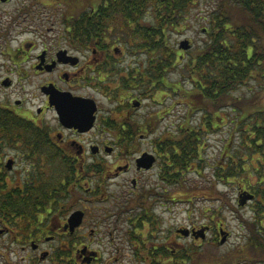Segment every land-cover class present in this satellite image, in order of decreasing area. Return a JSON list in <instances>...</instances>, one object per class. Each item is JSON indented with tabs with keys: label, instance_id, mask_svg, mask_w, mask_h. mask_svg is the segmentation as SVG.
<instances>
[{
	"label": "flooded vegetation",
	"instance_id": "1",
	"mask_svg": "<svg viewBox=\"0 0 264 264\" xmlns=\"http://www.w3.org/2000/svg\"><path fill=\"white\" fill-rule=\"evenodd\" d=\"M31 6H20L15 20L32 21ZM64 20L63 33L45 36L43 45L28 41L6 52L0 50L1 56L10 57V66H1L6 74L0 76V109L7 111L6 118L19 116L27 123L22 127H3L0 112V264H100L104 260L105 264H217L200 259L202 254L191 253L180 239L185 236L183 239L194 240L200 249L203 243L213 245L220 238L221 223H211L206 214L202 218L209 220L203 223L178 225L173 206L158 205L168 190L164 191L160 182L148 179L156 171L158 181L166 183L163 162L170 160L163 159L154 144L153 165L138 163L147 152L138 151V141L146 136L142 126L128 125V119L143 105L140 90L146 83L142 81L146 79V61L136 54L141 53L144 58L149 55L147 50L120 45V38L130 43L124 36L109 37L106 45L97 41L83 45L81 37L72 32L70 16L64 15ZM29 28L30 24L24 29ZM177 52L176 61L180 56ZM124 62L127 67L122 68ZM140 62L144 70L134 68ZM113 69L117 72L110 71ZM125 69L137 75H130ZM129 82L138 94L130 90ZM100 90L108 99L118 97L122 104L118 108L128 115L123 121L113 119L130 133L122 144L120 140L96 141V130L113 132L105 126L111 116L102 115V101L93 93ZM30 95L40 97L36 108L27 106ZM93 102L97 110L88 130L62 120V113L72 116L80 108L92 112ZM10 130L13 134H7ZM132 131L139 138L131 136ZM35 132L37 143L29 140ZM107 146L113 150L108 152ZM104 152L116 157L111 167L115 177L111 180H119L126 173L136 175L131 178L133 191L125 193L124 189L114 194L117 202L123 201L120 206L101 205L113 198L105 180L111 175L106 174L107 169L99 172V157ZM124 183L120 186L125 188ZM40 187H44V199L36 195ZM169 200L177 201L172 197ZM78 211L83 220L73 226L71 218ZM201 228L212 237L198 243L205 239L194 235ZM107 237L122 239V246L114 242L111 251L105 252L102 244ZM93 244L101 248H93Z\"/></svg>",
	"mask_w": 264,
	"mask_h": 264
},
{
	"label": "trees",
	"instance_id": "2",
	"mask_svg": "<svg viewBox=\"0 0 264 264\" xmlns=\"http://www.w3.org/2000/svg\"><path fill=\"white\" fill-rule=\"evenodd\" d=\"M74 1L71 4L72 12L80 8L81 13L74 12L76 15L70 17L72 32L75 37H81L83 45L94 41L99 45H106L107 38L124 36L136 50L146 49L151 55L145 64L143 77L146 79L142 80L146 81L145 85L155 90L169 89L175 93L177 89L182 90L178 100L188 105L185 121L177 128L163 131L153 142L163 159L170 160L163 162L162 170L168 183L183 184L185 177L182 174L192 168L198 170L199 167V173L203 174L202 170L206 167L203 164V134L207 130L221 128L217 117L223 109L228 116L231 114L230 110L239 113L234 118L233 127V134H237L238 140L232 137L228 141L216 165L215 178L219 182L233 179L237 189L242 193L245 191L253 194L254 198L251 201L252 215L244 217L239 214L246 229L247 250L234 251L236 256H229L225 264H234L244 253L255 255L253 260L257 263L263 262L264 107L254 95L253 100L250 99L251 103H248L246 94L238 95L236 92L251 85L252 80H258L260 85H264V0H210L211 7L205 14V43L193 50V54L185 62L183 78L177 83L166 77L167 70L174 65L176 55L175 48L168 44L167 33L170 27L180 25L184 20V13L196 0H99L98 3L88 0L87 4ZM146 16H149L148 22L143 20ZM177 53L183 54L181 50ZM185 81L191 84L189 88L183 87ZM0 112L3 127L27 125L19 116L6 118L7 111L0 109ZM195 112H202L201 124L193 123ZM160 114L161 111L152 115L153 122L160 118ZM105 126L113 131L109 133L112 140H120V144L130 135L125 132L122 123L111 118L105 122ZM137 126H142L144 136L153 130V123L148 120ZM7 134H13V131L10 130ZM36 134L35 132L29 140L39 142ZM134 135L137 138L140 136L132 131L131 136ZM102 166L103 163L99 164L100 173L106 170ZM195 191L197 189L187 190L181 196L192 199ZM36 195L44 199V187L36 189ZM201 195L206 197L208 194L202 190ZM218 198L221 203L224 200L228 206L231 205V198L227 193L220 192ZM223 208H215L208 216L210 221L220 222L218 217L223 213ZM203 212L207 214L206 211ZM221 226L224 230L222 223ZM221 229L220 238L218 241L214 240L215 243H220ZM203 250L195 245L190 252L200 255Z\"/></svg>",
	"mask_w": 264,
	"mask_h": 264
},
{
	"label": "rangeland",
	"instance_id": "3",
	"mask_svg": "<svg viewBox=\"0 0 264 264\" xmlns=\"http://www.w3.org/2000/svg\"><path fill=\"white\" fill-rule=\"evenodd\" d=\"M76 2L79 1L83 4L89 3L88 0H75ZM74 1V2H75ZM73 0H11L8 3L0 1V50L6 52L8 49L16 48L18 45H21L23 42H35L37 45H43V41L45 36L48 37H57L63 33V14L71 9ZM99 0H93L91 3H98ZM31 4H33L31 6ZM79 4V5H80ZM31 6L34 10V18L32 21L28 23V21H22L21 19L15 20V12L20 6ZM210 0H196L194 4L190 5V7L184 13L185 17L184 20L177 25L176 27H170L168 30V44L169 46L175 48V50H179L180 42L184 39H189L191 42V46L186 51L182 52L185 54L178 57L177 61L174 59V65L167 70V78L171 80V82L177 83L178 80L182 79L183 71L185 70V62L188 58L191 57L193 54V50L198 46H202L206 40V28L207 25V17L205 14L210 8ZM74 12H79L80 8L74 9ZM81 13V12H79ZM71 15V14H68ZM149 16H146L143 19L145 22L149 21ZM30 24V28L26 31L24 28ZM204 29V30H203ZM6 34V35H5ZM120 45L122 46H129V43L123 41L122 38L119 40ZM137 57L146 61L151 55H148L144 58L140 56L139 53L136 54ZM10 57H6L4 55H0V76L6 74V70L3 69L1 66L5 64L10 66ZM176 61V62H175ZM122 68L127 67V62ZM134 68H140L144 70L143 63L140 62V65H134ZM7 69V67H6ZM115 71V69L110 70ZM125 72L129 73L130 75L135 74V71H131L130 69H125ZM123 75V74H122ZM121 75V76H122ZM137 75V74H135ZM146 84V83H145ZM141 88V97L144 98L143 105L138 111H134L131 114L130 119H128V115L126 114L125 110H121L118 107L122 106L121 102L119 101L118 97H112L108 99L105 96V93L101 90L99 93L94 91V95L98 96L100 101H102V115L111 116V119L123 121L126 118L128 119V125L136 127L137 125H141L145 120L150 121L153 123V130L149 131L147 136L142 141H138L139 147L138 151L143 152H151L154 153V139L160 135L163 131L168 129L177 128L178 125L183 124L185 121V116L187 113L188 105L182 100H178L181 94L183 93L182 90H178L175 86L174 89H177V93L171 91L169 89H165L166 91H158L154 88L145 85ZM117 85V83H116ZM130 90L133 91L134 94H138L137 89L132 87L130 82ZM189 82H183L184 88L190 87ZM37 85H35L34 89L37 90ZM1 93L3 91L0 90V98L2 97ZM238 95H247V102L251 103L253 100V95L261 102V106L264 107V85H260L258 80H252L251 85L245 86L241 88L238 92ZM37 95V94H36ZM39 95V94H38ZM11 99H14V95L11 96ZM40 97L35 96L33 97L30 95L28 97L27 106L31 108H36L37 104H39ZM229 109V108H227ZM113 110L112 114L110 111ZM158 111H161L160 118H157L155 122L152 120V115L157 114ZM230 115H227L225 109L220 111L217 117V122L220 124L221 128L212 131H206L203 134L204 144V161L203 164H206V167L202 170L203 174H200L199 171L201 170L199 167L196 170L192 168L182 176L185 177L183 184L182 183H174L172 186L171 184H166L163 181H158V177L156 176V171L152 172V175L148 176L151 182H160L162 184V189L168 190L165 196L159 198L158 205H172L174 210L177 212V223L178 225L187 226L189 224H200L203 221H208L209 218H202L204 217L205 213L207 215H211L215 208H223V213L218 217V220L222 223L226 230L230 232V235L227 241L224 244L214 243L205 244L203 243L204 250L200 253L203 255V260L209 261V263H217L223 264L227 262V259L232 256H236L233 254L234 251H238L240 249L247 250L246 241V229L243 224V220L239 218V214L245 216H251V202H246L244 205L239 204V194L242 192L240 189H237V185L233 183V179H230L229 182L218 181L215 178V171H217L216 165L219 163L220 155L224 152L225 147H227L228 141L232 137L238 140L237 134H233V127L235 124L234 118L239 114L236 110H230ZM202 112H195L192 121L194 124L198 125L202 122ZM96 141L101 142L104 140H112L113 138L110 137V132L102 133L101 129L96 130ZM93 134L92 136H94ZM233 143V142H232ZM155 154V153H154ZM100 162L103 163V168L107 169L106 174L111 175V167L116 160V157L104 152V154L100 155L99 157ZM103 159L104 161H102ZM127 174V175H126ZM123 174L125 177L119 178V180H111L115 177V175L107 176L109 178H105L106 182L109 185V191L113 198L109 200L107 203L101 204L102 206H120L123 201H116L117 193H120L124 189L131 190V178L134 175L133 173H126ZM149 175V173H146ZM122 181L124 185L126 184L125 188L121 187ZM101 183V181H100ZM196 194H194V198L186 199L181 196L187 190H194ZM204 190L208 195L203 197L201 195V191ZM220 192H225L231 198V205L228 206V203H225L223 200L218 198ZM211 193V195H209ZM170 197L175 198V202H171L169 199ZM169 200V201H168ZM124 204H128L127 202ZM225 205V206H224ZM236 206V208L234 207ZM238 208V209H237ZM218 215V214H216ZM214 217V216H213ZM122 220L120 221V225L122 226ZM214 223V221H210ZM206 230V229H205ZM214 234V233H212ZM212 235L207 234L205 239H201L198 243L205 242L208 238H211ZM180 239V242L183 243L184 248L193 249L196 245L194 240L191 239ZM114 242L116 245L122 246V239L119 240H112L108 237L105 239V242L102 244L104 246V251L109 252L114 247ZM115 245V246H116ZM201 245V246H203ZM47 247V244H46ZM93 248H101V245L93 244ZM196 247H198L196 245ZM250 249V248H249ZM255 256V255H253ZM253 256L250 254H241L240 258L237 262L240 264H264V261L261 263H257L253 260ZM208 257V258H207ZM105 261H101L100 264H105ZM46 264H52L48 261Z\"/></svg>",
	"mask_w": 264,
	"mask_h": 264
},
{
	"label": "water",
	"instance_id": "4",
	"mask_svg": "<svg viewBox=\"0 0 264 264\" xmlns=\"http://www.w3.org/2000/svg\"><path fill=\"white\" fill-rule=\"evenodd\" d=\"M190 46H191V42L188 38L182 40L180 43V48L182 49H189ZM93 103H94V109L92 112L84 110L85 108L79 107L80 109L72 116H68L67 114L62 113L61 114L62 120L64 121V123L68 125H74L76 127H79L82 130H88L89 127H91V124L94 120L95 112L97 110L95 102ZM83 106L86 107V104H83ZM66 112H67V109H66ZM112 149H113L112 147L106 148L108 152H111ZM155 160H156V157L154 154L146 152L138 159V163L140 166L151 167L153 163L155 162ZM253 198H254L253 194L245 192L240 195V204L244 205L248 200H252ZM82 220H83V215H82V212L80 211L76 212L71 218V222L73 221V226H78L79 224H81ZM183 231L186 232V234L189 233L188 230H183ZM197 234L198 236H202V238L206 237L204 228L196 230L194 232V235H197ZM221 235H222V238L220 240V243L224 244L229 237V232L222 229Z\"/></svg>",
	"mask_w": 264,
	"mask_h": 264
},
{
	"label": "bare ground",
	"instance_id": "5",
	"mask_svg": "<svg viewBox=\"0 0 264 264\" xmlns=\"http://www.w3.org/2000/svg\"><path fill=\"white\" fill-rule=\"evenodd\" d=\"M51 196H53V195H51Z\"/></svg>",
	"mask_w": 264,
	"mask_h": 264
}]
</instances>
